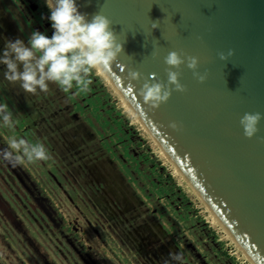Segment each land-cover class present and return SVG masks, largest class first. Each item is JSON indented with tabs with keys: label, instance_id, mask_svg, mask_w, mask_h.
Here are the masks:
<instances>
[{
	"label": "rangeland",
	"instance_id": "1",
	"mask_svg": "<svg viewBox=\"0 0 264 264\" xmlns=\"http://www.w3.org/2000/svg\"><path fill=\"white\" fill-rule=\"evenodd\" d=\"M45 0H0L5 39L52 35ZM10 138L41 143L48 159H0V264H249L212 221L97 69L84 88L23 93L3 79ZM175 264V262H173Z\"/></svg>",
	"mask_w": 264,
	"mask_h": 264
},
{
	"label": "water",
	"instance_id": "2",
	"mask_svg": "<svg viewBox=\"0 0 264 264\" xmlns=\"http://www.w3.org/2000/svg\"><path fill=\"white\" fill-rule=\"evenodd\" d=\"M88 19L110 21L122 52L107 70L114 88L174 161L192 190L215 213L255 264H264V0H77ZM156 28H153V25ZM232 50L229 61L218 54ZM176 52L195 57L203 83ZM140 75L136 80L129 72ZM178 72L185 91H173L153 110L139 90L167 83ZM150 77L152 79L150 80ZM245 113H260L252 138L240 126ZM175 122L177 130L168 127Z\"/></svg>",
	"mask_w": 264,
	"mask_h": 264
},
{
	"label": "clouds",
	"instance_id": "3",
	"mask_svg": "<svg viewBox=\"0 0 264 264\" xmlns=\"http://www.w3.org/2000/svg\"><path fill=\"white\" fill-rule=\"evenodd\" d=\"M49 15L47 17L52 35L32 31L25 42L22 39H5L0 50V66L3 79L17 85L23 93L37 94L46 92L49 84H55L67 91L74 85L87 87V77L94 69L106 74L109 67L122 52V44L110 30V21L101 14L88 19L78 10L77 0H45ZM157 26L154 24L153 28ZM234 55L232 50L219 53L220 62L229 61ZM168 68H179L182 63L192 71L194 79L203 83L206 74L196 71L198 61L195 57L183 60L176 52L164 57ZM140 74L129 72V78L136 80ZM178 72L167 71V83L146 82L139 90V97L151 109H157L168 101L173 91L182 93L184 87L179 83ZM152 77H150V80ZM260 113H245L239 123L246 138L257 132L261 120ZM0 124L13 126V118L7 106L0 104ZM168 127L177 130L175 122ZM0 159L9 164L21 165L48 159L46 148L41 143H29L24 138H10L7 146L0 148ZM182 264V255L170 251L163 264Z\"/></svg>",
	"mask_w": 264,
	"mask_h": 264
},
{
	"label": "bare ground",
	"instance_id": "4",
	"mask_svg": "<svg viewBox=\"0 0 264 264\" xmlns=\"http://www.w3.org/2000/svg\"><path fill=\"white\" fill-rule=\"evenodd\" d=\"M98 70V69H97ZM99 71V70H98ZM99 73L101 74V76L108 82V84L110 85V87L114 90L115 94H117L123 104L125 105V107H127V109L129 110V112L132 114V116L135 118V120L138 122V124L141 125V127L149 134L150 138L152 139V143L155 144V146L160 150V152L163 154V156L166 158V160L171 164V166L173 167V169L175 170L176 174L178 175V178L180 180L181 185L184 187L185 191L189 192L191 194V196L195 197L200 203L201 205L207 210L208 214L210 215L212 221L223 231V233L225 234V236L227 237V239H229L235 246V248L244 255L245 259L249 262V264H255L251 258L239 247V245L235 242L234 239H232V236L229 234V232L226 230V228L224 227V225L220 222V220L217 218V216L215 215V213L204 203V201L197 195V193L195 191L192 190V187L187 183V181L184 179L183 175L181 174L180 170L178 169V167L176 166V164L174 163V161L170 158V156L167 154V152L163 149V147L160 145L159 142H157V140L155 139V137L150 133V131L147 129V127L144 125V123L142 122V120L140 119V117L136 114V112L129 106V104L127 103V101L124 100V98L118 94V92L116 91V89L114 88L113 84L111 83L110 79L108 78V76L104 73H101L99 71Z\"/></svg>",
	"mask_w": 264,
	"mask_h": 264
}]
</instances>
